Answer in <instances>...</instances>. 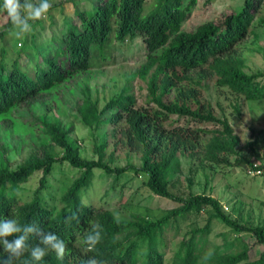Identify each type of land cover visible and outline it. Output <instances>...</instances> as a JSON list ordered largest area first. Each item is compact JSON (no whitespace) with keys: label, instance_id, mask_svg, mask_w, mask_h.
Instances as JSON below:
<instances>
[{"label":"trees","instance_id":"16d2710c","mask_svg":"<svg viewBox=\"0 0 264 264\" xmlns=\"http://www.w3.org/2000/svg\"><path fill=\"white\" fill-rule=\"evenodd\" d=\"M197 1L90 0L94 3L91 10L75 8L74 18L67 17L65 22H71L60 28V40L34 61L33 69L20 68L32 59L22 64L15 58L8 69L0 64V123L4 126L11 125L9 114L15 108L46 107L59 86L91 69L92 46L98 47V59L105 60L104 48L113 29L117 42L141 36L145 62L129 81L137 75L147 89L144 104L138 102L130 85L102 108L82 99L77 109L93 137L96 158L81 156L63 128L48 126L45 132L61 149L59 154L44 148L16 168L0 167V264H264L262 225L232 218L211 194L181 197L169 190L168 174L179 171L180 156L219 166L246 164L252 170L264 169L241 155L239 135L204 95L205 81H213L218 88H229L247 100L264 97L235 51L250 32L264 0H243L241 8L224 15L220 24L210 20L185 30L183 23ZM55 5L37 0L34 8L49 11ZM145 5L148 11L143 15ZM2 13L5 28L24 20L21 6L5 8ZM119 153L127 159L138 157L140 166L128 167L145 175L144 185L152 193L177 205L155 219L140 214L119 219L105 204L83 203L80 190L90 184L95 169L106 174L126 170L110 165ZM63 162L79 174L54 208L39 192L46 188L53 164ZM37 171H41L39 186L24 201L19 186ZM203 212L207 213L205 224L191 229L166 258L163 233ZM214 219L236 235L227 251L218 246L210 249L207 235ZM126 233L131 234L124 237ZM256 247L259 251L252 257Z\"/></svg>","mask_w":264,"mask_h":264},{"label":"rangeland","instance_id":"374dc122","mask_svg":"<svg viewBox=\"0 0 264 264\" xmlns=\"http://www.w3.org/2000/svg\"><path fill=\"white\" fill-rule=\"evenodd\" d=\"M18 1L0 0V64L8 69L15 58H20L22 64L32 59L25 67L20 66L28 71L33 69L34 61L40 55L53 49L60 40V28L65 27L64 23L71 22L65 20L74 18L75 8L89 11L95 0L91 3L90 0H47L50 4H57L49 11H37L34 8L37 0H21V4ZM152 1L147 0V4ZM242 4L243 0H198L182 28L190 31L210 20L220 24L224 15L239 10ZM17 6L23 9L24 20L5 28L3 23L6 17L2 11ZM144 9L143 15L148 11L147 5ZM114 31L110 33L111 40L104 48L105 60L98 59V47L92 46L91 69L59 86L50 104L43 108L19 106L9 114L11 125L0 123V167L16 168L44 148L59 154L61 149L45 132L48 126L63 128L68 139L78 146L81 156L96 158L92 152L93 137L82 124L77 109L82 99L97 102L98 108H102L111 96L121 92L125 85H130L138 102H146L145 81L137 75L129 81L131 74H135L136 69L145 62L141 36L117 42L113 39ZM235 51L243 62V70L255 76L254 82L264 92V4L252 22L250 32L237 44ZM204 95L211 101L215 112L219 116H226L239 135L243 147L241 155L253 165L264 167V97L247 100L244 95L229 88H218L213 81H205ZM118 155L110 165L127 167L126 170L106 174L103 170L95 169L90 184L80 190L83 203L105 204L119 219L132 214L155 219L177 205L172 199L152 193L144 185L145 175L128 167H139L138 157L127 159L121 153ZM179 161V171L168 174L170 192L181 197L195 193L211 194L232 218L264 227V169L257 172V169L252 170L246 164L213 165L201 162L196 157L180 156ZM78 174L79 170L67 162L54 163L46 177V188L39 192L40 195L57 208L60 194ZM40 176L41 171H37L19 186L18 193L22 200L32 198L39 186ZM206 217L207 213L204 212L193 215L180 221L178 228L163 233L167 242L164 247L166 258L171 256L177 242L183 236H188L191 229L205 224ZM235 236L231 229L214 219L207 235L210 249L218 246L224 251L229 250L236 241ZM258 249L253 250L252 257L257 255Z\"/></svg>","mask_w":264,"mask_h":264},{"label":"built area","instance_id":"2783aa9c","mask_svg":"<svg viewBox=\"0 0 264 264\" xmlns=\"http://www.w3.org/2000/svg\"><path fill=\"white\" fill-rule=\"evenodd\" d=\"M257 172H259V170L257 169Z\"/></svg>","mask_w":264,"mask_h":264}]
</instances>
